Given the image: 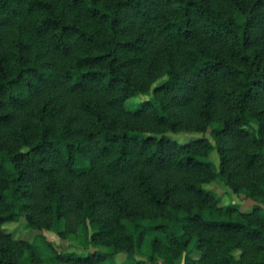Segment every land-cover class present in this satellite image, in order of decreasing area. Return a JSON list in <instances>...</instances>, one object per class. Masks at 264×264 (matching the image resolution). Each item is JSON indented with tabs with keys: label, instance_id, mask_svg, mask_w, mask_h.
I'll list each match as a JSON object with an SVG mask.
<instances>
[{
	"label": "trees",
	"instance_id": "1",
	"mask_svg": "<svg viewBox=\"0 0 264 264\" xmlns=\"http://www.w3.org/2000/svg\"><path fill=\"white\" fill-rule=\"evenodd\" d=\"M22 218L32 241L3 228ZM144 243L264 264V0H0V264H146Z\"/></svg>",
	"mask_w": 264,
	"mask_h": 264
},
{
	"label": "rangeland",
	"instance_id": "2",
	"mask_svg": "<svg viewBox=\"0 0 264 264\" xmlns=\"http://www.w3.org/2000/svg\"><path fill=\"white\" fill-rule=\"evenodd\" d=\"M143 96H136L129 98L126 101V106L129 109H135L139 107ZM201 137V134H181L176 137L180 142H187L194 138ZM203 187L209 190L215 191L218 195L222 196L221 206L228 205L230 203L236 202L240 203V207L244 210L251 207L252 204L258 203L246 197L244 192L239 194H234L231 192L219 179H212L203 183ZM3 228L6 232H13L16 237H21L27 240H34L39 232V229L29 227L25 219L19 221L7 222L3 225ZM63 225L55 224L53 227H47L43 232L49 237V239L55 244V246L60 250H67L69 248H77L80 251L87 252L88 250L84 248L83 237L78 235H71L64 233ZM149 246L147 243H144L143 249L136 253V258L141 260H146V264H152L148 259ZM238 254V253H237ZM120 259H124V255L119 256ZM183 263V255H180L176 260V264Z\"/></svg>",
	"mask_w": 264,
	"mask_h": 264
}]
</instances>
